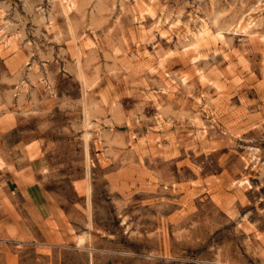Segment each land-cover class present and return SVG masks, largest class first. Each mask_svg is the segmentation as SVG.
Segmentation results:
<instances>
[{"label":"rangeland","instance_id":"rangeland-1","mask_svg":"<svg viewBox=\"0 0 264 264\" xmlns=\"http://www.w3.org/2000/svg\"><path fill=\"white\" fill-rule=\"evenodd\" d=\"M263 36L264 0H0V144L39 158L0 264H264Z\"/></svg>","mask_w":264,"mask_h":264},{"label":"crops","instance_id":"crops-1","mask_svg":"<svg viewBox=\"0 0 264 264\" xmlns=\"http://www.w3.org/2000/svg\"><path fill=\"white\" fill-rule=\"evenodd\" d=\"M12 129V128H8ZM2 132V130L0 131ZM18 147V145H16ZM24 156V158H22ZM26 152H19L18 155L7 153L5 144H0V172L6 177L7 181L14 183L18 188H32L37 182L39 175V158H25ZM24 159V160H19ZM25 161V162H24Z\"/></svg>","mask_w":264,"mask_h":264},{"label":"bare ground","instance_id":"bare-ground-1","mask_svg":"<svg viewBox=\"0 0 264 264\" xmlns=\"http://www.w3.org/2000/svg\"><path fill=\"white\" fill-rule=\"evenodd\" d=\"M60 2H61V0H59ZM70 1V0H69ZM70 3V2H69ZM68 5V4H67ZM70 7V6H69ZM251 8V7H250ZM64 9V8H63ZM242 15H243V13H242ZM241 16V15H240ZM244 16V15H243ZM242 16V17H243ZM241 19V18H240ZM190 20V19H189ZM160 23V22H159ZM243 23V26L244 27H246L247 29H249V27H251V26H254V25H252L253 24V17H252V15H248V17L246 18V19H241V20H237L236 21V25H238L239 26V24H242ZM232 24V23H231ZM234 25V24H233ZM232 25V26H233ZM256 25V24H255ZM190 25H188V30H189V35H191L194 39H195V41L197 42V43H199V45H202L203 43H202V41L204 40V37L207 35V31H206V29H204V28H202L201 26H200V28H199V30H196L194 27L192 28L191 26L189 27ZM235 26V25H234ZM233 29V28H232ZM235 30V29H234ZM253 33H254V31H250L249 32V36H252L253 35ZM209 34H211V33H209ZM216 34V33H215ZM261 37V36H260ZM264 37V36H263ZM263 40V39H262ZM184 43V42H183Z\"/></svg>","mask_w":264,"mask_h":264}]
</instances>
